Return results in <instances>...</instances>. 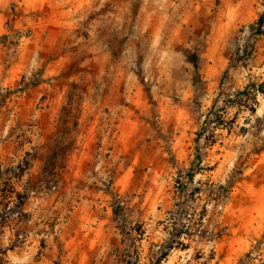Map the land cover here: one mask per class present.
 <instances>
[{"label":"rangeland","instance_id":"1","mask_svg":"<svg viewBox=\"0 0 264 264\" xmlns=\"http://www.w3.org/2000/svg\"><path fill=\"white\" fill-rule=\"evenodd\" d=\"M263 2L0 0V264H264Z\"/></svg>","mask_w":264,"mask_h":264},{"label":"trees","instance_id":"2","mask_svg":"<svg viewBox=\"0 0 264 264\" xmlns=\"http://www.w3.org/2000/svg\"><path fill=\"white\" fill-rule=\"evenodd\" d=\"M263 8H264V2H263ZM263 25H264V10L257 19V21L253 25H251V29L253 32L257 34H263ZM193 62L195 63V61ZM249 91L250 92H248V94L251 96L252 100H255L256 94L264 95V82L259 84H255V83L251 84L249 87ZM189 178H191L190 175Z\"/></svg>","mask_w":264,"mask_h":264}]
</instances>
